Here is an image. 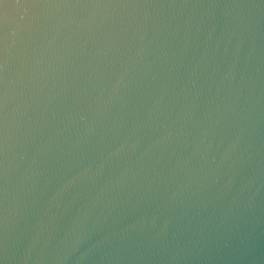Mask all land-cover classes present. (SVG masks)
I'll return each instance as SVG.
<instances>
[{
  "label": "water",
  "instance_id": "obj_1",
  "mask_svg": "<svg viewBox=\"0 0 264 264\" xmlns=\"http://www.w3.org/2000/svg\"><path fill=\"white\" fill-rule=\"evenodd\" d=\"M0 264H264V0H0Z\"/></svg>",
  "mask_w": 264,
  "mask_h": 264
}]
</instances>
